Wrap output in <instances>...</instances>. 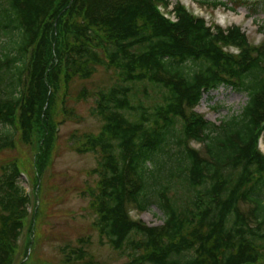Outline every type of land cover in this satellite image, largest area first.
Here are the masks:
<instances>
[{"label": "trees", "instance_id": "16d2710c", "mask_svg": "<svg viewBox=\"0 0 264 264\" xmlns=\"http://www.w3.org/2000/svg\"><path fill=\"white\" fill-rule=\"evenodd\" d=\"M159 5L170 0H0V153L34 151L28 163L37 177L29 219L18 158L1 167L0 264H16L27 226L18 264L34 263L37 201L61 114H72L75 82L90 80L98 67L113 70L119 84L96 94L100 132L74 147L99 156L98 180L83 195L100 240L129 251L125 264H264V43L251 46L236 26L213 31L180 2L173 23ZM223 86L246 93L248 102L217 125L195 109ZM87 95L83 88L77 100ZM191 141L203 144L202 153ZM152 205L163 224L131 218L130 209ZM88 244L82 238L65 247L57 264H105Z\"/></svg>", "mask_w": 264, "mask_h": 264}, {"label": "rangeland", "instance_id": "374dc122", "mask_svg": "<svg viewBox=\"0 0 264 264\" xmlns=\"http://www.w3.org/2000/svg\"><path fill=\"white\" fill-rule=\"evenodd\" d=\"M203 0H170L168 10L174 9L177 2L186 6L196 17L204 18L213 28L222 27L225 30L232 26H239L249 39L252 46H258L264 39V7L263 0H239V6L231 4V0H217L228 3V6L214 8L211 4L201 3ZM4 39L2 40V43ZM119 84L118 77L113 70L98 67L90 80H77L72 88L71 98L67 104L72 112L69 116L61 114V125L54 160L42 181L41 200L37 204L41 208V218L37 222L35 264H57L63 258V249L67 246L79 245L80 239L89 241L88 251L96 261L105 264H125L129 259V251L113 250L107 243L100 240L94 228L96 215L89 207V197L84 196L89 189H93L98 175L93 173L99 164V156L94 153H79L74 144L85 134H98L102 121L94 114L96 94L101 90ZM83 88L88 90L86 99L77 100L78 92ZM248 102L247 94L232 87H220L205 93L196 111L207 121L222 125L232 116L241 115ZM199 149L200 145L193 143ZM260 149L264 153V140L260 141ZM34 151L25 146L18 150H8L0 153L1 167L8 161L18 158L22 176L19 184L31 197L29 219L32 216L36 202L34 187L37 184L33 163L29 159ZM134 219L143 220L151 226L163 224V215L156 205L148 211L138 213L131 211ZM30 225V223H29ZM30 227L24 228L16 264L24 259V249L29 242ZM70 243V244H69Z\"/></svg>", "mask_w": 264, "mask_h": 264}]
</instances>
